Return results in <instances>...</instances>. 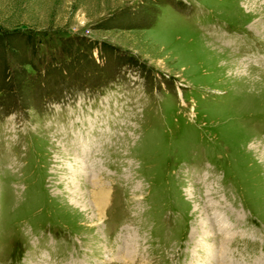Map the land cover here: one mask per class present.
I'll use <instances>...</instances> for the list:
<instances>
[{"label":"rangeland","instance_id":"374dc122","mask_svg":"<svg viewBox=\"0 0 264 264\" xmlns=\"http://www.w3.org/2000/svg\"><path fill=\"white\" fill-rule=\"evenodd\" d=\"M259 1L0 0V264H264Z\"/></svg>","mask_w":264,"mask_h":264},{"label":"bare ground","instance_id":"6f19581e","mask_svg":"<svg viewBox=\"0 0 264 264\" xmlns=\"http://www.w3.org/2000/svg\"><path fill=\"white\" fill-rule=\"evenodd\" d=\"M259 1V0H258ZM257 2V0H254V3H256ZM260 2V1H259ZM259 4H261V3H259ZM257 5V4H256ZM262 5H263V2H262ZM255 6V5H254ZM259 6H261V5H259ZM256 9V8H255ZM261 9V8H260ZM257 10V9H256ZM257 12H259V10H257L255 13H257ZM259 16H261V15H259ZM219 17V16H218ZM262 18L260 19V20H258V23H256L255 25H256V28H257V30H255V28H254V30L255 31H257L258 33H261L263 30H264V22L262 23V22H260V21H264V17L263 16H261ZM258 18V17H257ZM261 28H263V30H259V29H261ZM264 37V36H263ZM235 60V59H234ZM236 61V60H235ZM235 66H237V62L235 63ZM234 68L235 67H233V70H234ZM193 111V110H192Z\"/></svg>","mask_w":264,"mask_h":264}]
</instances>
